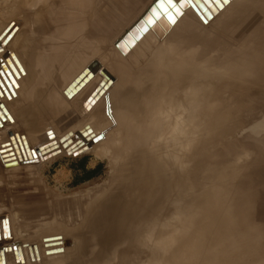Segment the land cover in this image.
Segmentation results:
<instances>
[{
  "label": "bare ground",
  "instance_id": "obj_1",
  "mask_svg": "<svg viewBox=\"0 0 264 264\" xmlns=\"http://www.w3.org/2000/svg\"><path fill=\"white\" fill-rule=\"evenodd\" d=\"M89 1L90 0H17L16 13L19 17L24 16L26 18L27 24L32 26L31 29H19L20 31L16 32L13 28L8 31L6 25L0 28V39L4 38L3 36H5L4 34L7 33V31L9 34L11 33L9 36L10 41L8 40L9 43L7 42L8 45L3 51L1 49L4 48L2 42H4L3 40H5L7 36L3 40H0V66L14 71L11 80H14L15 84L18 85L17 92L21 94L23 92L30 99V105L26 108L24 115L25 125L28 127L26 138L22 131H17L18 129L16 131L14 130V126L19 122V119L14 117L6 105H3V101L0 103V167L3 168V171L11 172L13 169L3 163L2 159L8 161L15 158L17 159V165L21 166L20 169L25 170L32 169L33 165L35 167L46 165V163L52 161L58 154H71L76 151L83 153L86 150H93L96 156L107 159L108 161V171L105 179L101 183H95L93 187L85 189L79 197L76 195L73 199L74 201L72 200L73 204L61 205L63 208H60V212L58 211L60 213L59 218L54 210L50 215V223L44 224V228H41V231L37 232L39 233L37 240L35 238L33 240L27 239V242L23 240V235H21L19 233L20 231L13 225V223H15L16 213L11 216L1 211L0 219L6 215L11 218L9 233L12 237L10 240H16L17 244L21 245L20 248L24 246L25 242L26 245H30L31 243V247L34 249L37 248V251L34 250L35 252L33 251V253H31V255L28 254V256L40 257L41 264H110L111 262V264H156L158 246L165 241V239L159 240L158 233L159 231L160 233L163 232V227L161 226L165 225L163 219L169 216V219L174 217L175 220L183 225L186 224V221L188 222L196 219L203 230H218L217 233L208 237L204 242L209 246L210 242L215 244L218 241H221V243L225 241L227 242L225 247L227 249L224 251L225 253L228 252V247L232 242L228 240L229 235L224 233L223 230L227 229H225L224 226H226V222L229 224V221L231 225H235L236 218L237 220H241L240 218L242 217L240 216H242V214L245 215V211L242 210L244 213L240 211L239 207L241 204H235L233 213H231L229 208L218 206V204H209L202 212V171L206 166L216 171L218 169L220 171L226 170L228 167L225 164L217 166L216 162L227 156L234 159V166H236V168H240L242 164L245 165L244 168L248 169L262 164L259 163L260 160L258 159L260 158L257 156L264 157V154L254 151L250 147L249 142L257 141L262 144V146L264 145V121L255 126L250 125L251 127L246 131L233 138H222L220 130H223L228 121L232 119V114L236 111V107H238L237 110H240L245 105L244 103L238 104L237 102H233V104L230 97H228V103H221L220 97L225 96L221 95L223 90H230L231 92L234 90V92L236 91L235 93H243L245 90L249 91V89H247L249 83L247 86L246 84L245 86H241L240 81L242 83L246 77L245 75L248 77V74L251 76L255 71L257 72V70H252L254 69L253 66L256 65L255 63L260 65L259 68L256 66L255 68L264 72V33H259L260 30L264 29V24H247L245 33L240 35H233L232 33L235 26L232 20L238 15L253 13L250 17V21L253 22L256 21L258 16L264 14V0H231L223 4L222 17L219 16L220 9L218 14H215L208 24V30L203 42V44H205H202L200 48L194 51H192V43L188 44L186 48L169 47L167 42L169 43L171 40L170 38H165L164 45L161 44L165 47H169L170 53L177 52L176 57L173 56L170 60L167 58L166 60L162 58L163 56L159 57L161 55H157L155 49L158 45L157 47L156 45L154 46L156 48H152V44L158 39L156 38L158 35V24L154 23L148 25V31L146 33L139 34L137 32L139 28L144 26V22L142 25L138 23V27L134 28L132 32H130L132 28L130 29V35L127 37L128 39L124 37V39L126 38L129 40L134 35L138 34L140 38L134 45H129L125 51L123 48L126 47L128 41H123V39L120 41L119 38V41L115 40L118 43L108 52V56V53L105 52V48H102V44L106 42L104 30L107 29L103 25L104 30H102V27L97 25V19L95 20L92 16L95 13L90 16V12L88 13V11H85V7L89 5L87 4ZM38 3L42 7L40 8L47 13L45 14L48 16L46 23L40 22V24H37L35 20L31 18L34 10L39 7ZM221 3L219 5H221ZM99 4L97 3V5ZM97 5L96 8L98 7ZM101 5H103V2ZM105 5L104 2V6ZM103 10L104 9H101L100 11ZM92 12L91 9V13ZM103 18L105 20V17ZM22 28H24V26ZM238 40L241 43L238 44V42H236ZM234 42H236V45L238 44L237 50L238 53H242H240L242 56L244 54L248 57L253 56V58H247L245 56L246 58L241 60L239 58L242 67L238 81L231 79L237 73L238 64H234L232 59H230L231 57L229 58L224 54L222 59H220V54L222 53L220 48L224 47L226 50L232 49V47H228ZM157 43L158 42H156V44ZM212 45L216 46L214 50L210 48ZM163 50H161V52ZM164 52L168 53L167 51ZM228 53L231 56L230 52ZM207 55L209 56L208 61L204 62L203 59ZM2 62L6 64V67ZM110 65L112 66L111 69L115 68V82L113 83V89H111L108 95L109 102L107 103H110L111 107L114 108L115 117H117L125 133L95 148L88 141L82 140V138L77 135L82 133L80 130L85 131L86 126H89L91 121L94 122V120L90 121V119V123L87 122L90 113L86 115L83 113L85 116L82 115L84 116L82 118L74 112V109H69L72 111L66 110L55 113L50 110L46 103L49 104L50 101L51 103L53 102L52 95L56 86H59L58 83L61 84L60 87H66L73 83L76 78L80 81L83 80V83H90L94 78H92V76H95L98 71L100 73V71H103L104 68ZM93 73L96 74L93 75ZM257 74L259 75V73ZM87 76H90L92 79H88ZM243 76L244 79H242ZM84 78L91 81L87 82L86 80L85 82ZM255 79L254 81H256ZM250 80L253 81V79ZM64 82H67L65 84L66 86ZM252 83L254 84V82ZM220 84H227V86H229L220 90V92H216V94H209L211 89ZM84 85L85 84H83V86ZM260 85H264V79L263 84L261 83ZM76 86L80 85L78 84ZM83 86L81 87H86ZM11 87L13 88V86ZM256 88H258L257 85ZM59 89L61 90V88ZM71 89H73L72 86ZM80 89H78V91L76 89L77 94L80 93ZM6 90H9V86ZM157 90H163L162 93L160 92L162 97H158V95L155 94ZM3 92L4 91H2V93ZM158 92L157 94H159ZM70 93H68V95ZM73 93L75 92L73 91ZM72 94L71 96H73ZM6 95H3L5 96L4 99L7 97ZM60 97H62L61 94ZM261 97L263 98L264 95L262 96L261 94ZM106 98L103 99L107 101ZM1 100L2 94L0 91V101ZM6 100L5 103L7 102ZM61 104H59V106L62 108ZM66 104H63V106L65 105L67 107ZM72 104H75V102H72L71 105ZM252 105L259 109H264V99L257 98L252 102ZM79 111L81 110L79 109ZM102 114L104 113L102 112ZM100 118L102 119V117ZM12 119L14 120L13 125ZM241 120L236 121L237 125H242L243 121ZM70 133H72V135L68 136ZM6 134L8 135L7 138H5ZM58 134H60L61 139H63L61 143H50L47 141ZM64 134L66 135L63 137ZM14 140L19 147L18 149L23 159L22 162L18 159L17 154H15L18 151H16L17 147L14 148ZM21 140H23V142ZM77 140H80V143L74 148H71L72 143ZM225 142L232 144L236 143L237 146L240 147L237 148L244 150L242 154H247L245 156L249 155L251 158V155L254 156L255 154V157H257L256 160H258L257 163L259 164L257 165L256 162H254L255 159L251 162H247L245 160L246 158H243L246 164L243 163V160L237 158L239 154L238 149L235 151L237 152L236 154H232L234 151L225 152L226 154L223 153L224 150L222 149L226 147L223 145ZM34 144H38L40 148L35 147ZM234 147L236 146H233V148ZM220 149L222 152H220ZM25 151H27L26 154ZM28 152H31V154ZM197 153H201L202 155L195 162L185 165L188 175L184 178L180 174V179L176 185L174 186L171 184L172 186H170L168 180L171 178L168 179L169 174L163 172L164 169H166L165 165L170 162L171 158L180 161L189 155ZM250 158L247 160H250ZM24 159H26V161ZM178 168L179 170L183 169V165H180ZM248 169L246 171H248ZM261 169L264 170V167L260 168L259 172H263ZM253 170L256 172L258 169L252 168V171ZM249 172L246 174H249ZM157 174L159 178H157ZM253 174L254 173H252V175ZM252 175H247L246 177L249 178L252 177ZM248 178V182H252L251 180L249 181ZM253 179L254 178H252V180ZM247 180L245 179L244 181L247 182ZM248 182L247 184H250ZM251 184H253V182ZM242 186L243 185H241V187ZM214 187H217V185L212 186V188ZM160 191L161 194L158 193ZM262 191L260 192L262 193ZM256 196V198H259V195ZM172 197L176 200L172 209H175V211L169 213L166 211L167 213L164 212L158 215L156 208L158 206H163L164 209L165 204H167ZM5 206L4 204V206H0V208L5 210ZM57 208L55 207V209ZM241 209H244L243 206ZM10 211L12 210L10 209ZM260 211L262 212L263 209L259 210L258 213H260ZM259 215L261 218H264V213ZM224 216L228 217L226 222L224 221L226 219ZM246 218L248 220V217ZM62 219L63 222L59 223ZM81 220L84 221V228L77 229L81 230L79 234L80 238H76L74 246L71 249L68 247L66 248L65 246L68 244L65 239L68 237L67 235L69 233L74 232L72 231L74 229L71 225ZM241 222L243 223V221H240V225L243 227L244 225L241 224ZM244 224L248 225L246 221ZM76 228L79 227L77 226ZM3 229L0 223L1 238L2 235H4ZM202 229L200 231H202ZM243 231L241 233H243ZM23 232L24 229H21L22 234ZM180 234L184 233L180 232ZM236 234L238 235V233ZM246 237L249 239L248 236ZM251 237L252 236H250L248 240L249 242ZM182 238L183 237L180 239ZM260 238L262 239V236H260ZM243 239L245 240L246 238ZM59 240L62 241V244L57 247H63V250L66 252L65 257L62 259L58 258L60 257V248L50 249L52 246L54 247L58 244L56 241ZM243 242L245 243L246 241ZM247 242L246 244L248 245L249 242ZM244 243L243 247L245 246ZM250 243L253 244V242ZM8 244L10 243L5 245ZM197 244L199 243L197 242ZM163 245H165V242ZM43 246L46 248L49 246L48 249L50 250L45 251L46 248H43ZM257 246L254 245L252 247L255 249ZM259 247L261 248V246ZM70 250L72 253H69ZM196 250L199 251L198 249ZM10 251L14 252L12 248ZM44 251L46 254H44ZM216 251L219 250L217 249L215 252ZM243 251H238V253L246 252L245 249ZM229 253H226L227 256L226 254L220 255L223 258H220V262L224 261L225 264L243 263L242 261H230L226 259V257L230 255H235L232 251ZM42 255L45 256L43 257ZM46 255L49 260H46ZM206 255H208L209 258L208 256H203L210 259V255ZM213 255L211 257H213ZM203 256L200 257L203 258ZM25 257L26 254L22 256L23 262L26 260L24 259ZM37 258H35V261H37ZM187 258L189 259L188 255L182 257L181 253L175 252L172 256L171 264H182ZM3 260L4 257L0 253V262ZM3 264H5V260Z\"/></svg>",
  "mask_w": 264,
  "mask_h": 264
},
{
  "label": "rangeland",
  "instance_id": "obj_2",
  "mask_svg": "<svg viewBox=\"0 0 264 264\" xmlns=\"http://www.w3.org/2000/svg\"><path fill=\"white\" fill-rule=\"evenodd\" d=\"M16 1L17 0H0V28H2V26L6 25V28L8 31H9V29L11 30V28H13L14 30H16V32L20 31L19 29H25V28L31 29L32 26H30V24L29 25L27 24L26 18L24 16L19 17V15L16 13V10H17V2ZM90 1L87 3L89 5H87L85 7V11H88V13L90 12L89 13L90 16L93 13H95L96 15L93 14L92 16L94 17L95 20L97 19L96 20L98 22L97 25L101 26L102 30H104V26L107 29V30H104V33L106 35V38H105L106 42L102 44V48L103 49L105 48L106 53L110 52V50L114 47V45L118 43L116 41H119L118 40L119 38H120V41L123 39V41L126 40V42H127L128 41L127 37L130 35V32H132L134 30V28L138 27V23H139V25L143 24V22L145 21V18L148 17V15L151 12V9L155 6V3H156V0H103V1H101V0H90ZM99 1H100V4H99ZM228 1H231V0H228ZM102 2H103V5H101ZM104 2L106 4L105 5L106 7L104 6ZM94 3H96V4H94ZM97 3L99 5H97ZM223 4H225V2L221 3V5H218L217 7L212 9L211 12L209 13L210 15H208L207 19H205V20L192 7L186 8L187 11H186V9H184L183 15L177 18V21L175 24H170L165 17L161 16L155 22V24H158V29H157L158 35L157 36H156V32H155V36L158 39H156L154 41L155 43L152 42L153 43L152 48L154 49L158 45V47L155 49L156 50L155 52L157 53V55H161L159 57L163 56L162 58H164V59L167 58L168 60H170V58H172L173 56L176 57V55H177V52H174V53L169 52L168 48L170 46L173 48L174 47L186 48L188 46V44L192 43L193 44L192 45V51L196 50L197 48H200V46L204 42V39L206 36L205 34L208 30V24L211 22V19L215 16V14L216 15L218 14V11L220 9L221 10H220L219 16L222 17V9L224 8ZM96 5L98 6L97 7L98 9L96 8ZM14 6L16 9L14 8ZM38 6L39 7L36 10H34L31 18L33 20H35V22L37 24L38 23L40 24V22L46 23L48 20V16L45 14H47V13H45V11H43L41 9L42 7H41V5H39V3H38ZM101 6H104L105 8L101 7ZM87 7H89V8H87ZM91 9L93 11L92 13H91ZM101 9L105 10L106 16L104 14V10L100 11ZM96 11H98L99 13ZM251 14H253V13L240 14L235 19L232 20V22L235 23V26H234L233 31H232L233 35H240V34L245 33L246 28H247V24H253V25H259L260 23L264 24V14L258 16L256 21H253V22L250 21ZM98 16H99V18H98ZM103 17H105V20ZM208 17H210V18H208ZM12 18H16V19H12ZM22 18H23V20H22ZM136 22H137V24H136ZM102 23H104V24H102ZM26 24H27V26H26ZM194 24H196V25H194ZM23 26H24V28H22ZM14 27H16V28H14ZM161 27H162V31H161ZM130 29H131V31H130ZM8 31H7V33H8ZM7 33L4 34L5 36H3L4 38L7 36L5 40H3L4 38L0 39V40L4 41V42H2L3 47H4V48H1L2 51H3V49H5L7 47V45H8L7 42L9 43V41H10L9 36L11 33L10 34L9 33L7 34ZM259 33L263 34L264 29L260 30ZM124 37H126L127 39L126 38L124 39ZM165 38H170V40H171V42H169V43L167 42V45L169 44L168 45L169 47L163 46L165 43L164 42ZM156 42H158V43L156 44ZM236 42H238V44L241 43V42H239V40ZM236 42H234L235 44L232 43L228 47V48L232 47V49L230 48L229 50L228 49L226 50V48H224V47L220 48L222 50V53L220 54V57H221L220 59H222V56L224 54L225 56H227L229 58L231 57L230 59H232L234 64L235 63L238 64L237 73L234 77L231 78L234 81H238V79H239V73H240V70L242 67L240 60L244 59L246 57L247 58H253V56L248 57L244 53H243L244 55L242 56L241 52H240L241 54L238 53V50H237L238 44L236 45ZM233 44L236 46H234ZM155 45H156V47H154ZM126 46L127 47L129 46L128 43H126ZM161 46H162V48H161ZM163 47H165L167 50ZM210 48H212L214 50L216 48V46L212 45ZM123 49L125 50V48H123ZM159 49H160V51H159ZM163 49H165V50H163ZM161 50H163V51L161 52ZM164 51H167L168 53H166ZM228 52H230L231 56L229 55ZM108 56H109V53H108ZM164 56H166V57H164ZM208 58H209V56L207 55L203 59V61L204 62L208 61ZM239 58H240V60H239ZM255 64L256 65L253 64L254 69H252V70H257V72L255 71L254 74L251 75L252 77L248 74V77H247V75H245L247 78L245 77V79H244V76H243L242 79H244L245 81L243 80L244 82L242 81V83L240 81L241 86H245V84L247 86L248 83L250 84V85L248 84V86H247L248 87L247 89H249V91L245 90L243 93H238V92L235 93L236 91L234 92V90H232V92H233L232 93L230 90H223V92H221V95H225L223 97H220L221 103H228L229 102L228 97H230L232 99V101H231L232 103L233 102H235V103L237 102L238 104L244 103V105H245L240 110L239 109L237 110L238 107H236V109H235L236 111H234L232 114V119L228 121V123L226 124V127L223 130L222 129L220 130L221 136L224 139L233 138V137L239 135L240 133L246 131L252 125L255 126L258 123H261L264 121V109L263 108L259 109V108L252 105V102L255 99H257V98L264 99V97L263 98L261 97V94H262V96L264 95V87H263L264 85H260L261 83L263 84L264 72L262 70L259 71L258 68L260 67V65H257V63H255ZM3 65L5 66L6 64L3 63ZM255 66L258 68H255ZM111 68H112V66L110 65L107 68H105V70H106L105 72L100 71V73H99V71H98L97 74L95 73L96 75L93 73V75H95V76L91 75L92 78L94 77L93 79L90 76H87L88 79L91 78L93 81L87 80V78H84L85 82L87 80V82L91 81L90 83L89 82L83 83L84 82L83 80L80 81L77 78L69 86H66L65 84L67 82H64V85L66 87H64L63 85H62L63 87H60L61 84L58 83L59 86H56L54 93L52 95L53 105H52L51 101L49 104L46 103L49 106L50 110L55 112V113H57L58 111H66V110L72 111L69 109H74V112L77 113L81 118L84 117L87 113H90L88 115L89 117L87 119V122L90 123L91 120H94L95 123L93 121H91L90 125L88 126L89 129L83 131L80 135L79 134H77V135L80 138H82V140L88 141L95 148L106 143V142H108V141H110V140H112L113 138L120 136V135L125 133L123 127H121L120 122L117 120V117H115L116 114L114 113L115 112L114 108L111 107L110 103H107V102H109V100H108L109 96L108 95H109L111 89H113V87H114L113 83L115 82V78H114L115 68L114 69H111ZM6 69H8V68H6ZM257 73H259V75ZM255 76H256V79H255ZM105 77H108V79L113 78L112 83L109 84L104 89V92L96 94V95H94V97H92L91 95L96 90L97 86L99 85V82H101ZM8 79L9 78L6 76H0V91L2 94V100L0 101V103H2V101H3V103H4L3 105H6L9 109V111L12 112L14 117L19 119L20 123L19 122L16 123V125L14 126V130L16 131L18 129L17 131H22V133L25 134V138H26V135L28 134V127H27V125H25L24 115H25L26 108L30 105V99L23 92H22V94L17 92L18 87L16 86V84H10ZM242 79H240V80H242ZM250 79H253V81ZM254 79L256 81H254ZM76 81H77V83H76ZM78 82H80L82 85ZM252 82H254V84ZM78 84L80 86H76ZM83 84H85L84 86H86V87H84ZM6 85L9 86V90H6V89H8V86H6ZM14 85H15V87H14ZM256 85L258 88H256ZM11 86H13V88ZM71 86L75 90L71 89ZM81 86H83L84 88H82ZM228 86H227V84L226 85L220 84V85L216 86L215 88L211 89L209 91V94H212V95L216 94V92H220V90H222ZM2 88H3V90H2ZM59 88H61L62 91ZM66 88H67V90H66ZM76 89H77V91H78V89H80V93L78 92L79 94L76 93ZM2 91H4L5 93L4 92L2 93ZM70 91H71V93H70ZM73 91L75 93H73ZM149 91H151V90H149ZM162 91L163 90H157L155 92V94L158 95V97H160ZM67 92L70 94L68 95ZM157 92L159 94H157ZM10 93H12V94H10ZM58 93H60L62 97H60V94H58ZM18 94L19 95L21 94V95L19 96ZM71 94L74 96V98H73V96H71ZM230 94H231V96H230ZM3 95H6L7 97L4 99L5 96H3ZM16 95H18V96H16ZM56 96H58V97H56ZM23 97H25V98H23ZM103 98H106L107 101L104 100ZM62 99H63V102H62ZM70 99H71V101H70ZM251 99H252V101H251ZM5 100L7 101L6 103H5ZM101 100H102V102H101ZM60 101L62 102V104ZM72 102L73 103L75 102V104H72L73 106L71 105ZM66 103H68V104H66ZM101 103H102V105H101ZM59 104L62 105L63 109L61 108V106H59ZM63 104L67 105V107L64 105L66 109L64 108ZM103 104H104V106H103ZM82 105H83V107H82ZM93 106H95V107H93ZM107 106H108V108H107ZM58 108H60V109H58ZM84 108H86V109H84ZM8 109H7V111H8ZM31 109H34V108H31ZM79 109L81 111H79ZM91 109H93L94 111ZM9 111H8V113H9ZM102 112L104 114H102ZM82 115H84V116H82ZM100 117H102V119ZM89 119H90V121H89ZM22 120H24V121H22ZM95 120H97V121H95ZM240 120L243 121L242 125H237L236 121H240ZM12 121H13L12 122V125H13L14 120L12 119ZM246 122H248V123H246ZM50 130H52V129H50ZM225 130H227L228 132ZM85 132H88V134H86ZM65 135L66 134H64L63 137ZM98 136L102 137V138L97 139ZM7 137H8V135L6 134L5 138H7ZM21 141L23 142V140H21ZM47 141L50 143H53V142L61 143V141H63V139H61V135L58 134L57 136H54V137L48 139ZM14 142H15L13 144L14 148L17 147L16 151L19 152V153L18 152L15 153V154H17L18 159L22 162L23 159L20 155V150L18 149L19 147L17 146V143L15 140H14ZM233 144L225 142L223 145H224V147L226 146L227 149H226V147L224 149H222V150H224L223 153L234 151L232 154H236L237 152H235V151H236V149H238L239 151L238 150L237 151L239 152L240 155L238 154L237 158L243 160L242 161L243 163H245L246 161L251 162V161H253V159H255L254 162H256L257 165L259 163H262V164L258 165L259 168H258V166L249 168L251 170H249L248 168H244L245 165H243V164L240 165V168L239 167L236 168V166H234V159L227 156V157L223 158L222 160L216 162L217 166L225 164L228 167L226 170L220 171L218 169L216 171L215 169L210 168L209 166H206L205 168H203L202 186H201V190L203 189V196L201 199V204H202L201 210L203 212L204 209L209 204H218V206H222L224 208H229L231 213H233L234 212L233 209L235 207V204H241L239 207L240 211L242 213H244L243 211H245V213H244L245 215H243L241 213L242 216H240V217H242L240 219L243 221V223L241 222V224L244 225L243 227H242V225H240L241 220H237V218H236L235 225H231L230 221H229V224H230L229 225L226 222L228 217L224 216L226 218L224 220L226 222V226H224V228L225 229L227 228L226 229L227 231L226 230H223V231H224V233H227L229 235L228 236L229 239L227 237L226 238L228 240H231V242H232V244L228 247L229 251L226 253H229L232 251V253L234 252L235 255H230V256L226 257L227 254L225 253L224 250L227 249V248H225L227 242L224 241L225 239L223 240L225 243L223 241H222L223 243H221V241H218L215 239L216 241H218L217 243L214 244L213 242H210L209 246H208V244L206 245V243L204 241H206V239L208 237H210L211 235H214L215 233H217L218 230L205 231L201 228L200 224L196 221V219H193L192 221H188V222L186 221V224L183 225V224H180L179 221L175 220L174 217H172V219L171 218L169 219V216H168L166 218L164 217V219H163V221H164L163 223L165 225H161L163 227L162 228L163 232L160 233V231H159V233H158L159 240L165 239V241H164L165 245H163L164 242H162L158 246V252H157L158 256H157L156 264H171L172 263L171 259H172L173 254H175V252L181 253L182 257H184V255L189 256V259L188 258L185 259L184 262H182V264H202V263L203 264L204 263H206V264L207 263L208 264H212V263H214V264H218V263L219 264H221V263L225 264L224 261L220 262L221 261L220 258H222L221 256L225 255V254H226V256H225L226 259H228L230 261H242L244 264H264V249H263L264 248V218H261V216L259 215V214L264 213V207H263L264 206V184H263V182H264V180H263L264 179V170L261 169V171H263V172H259L260 168L264 167L263 166L264 165L263 164V158L264 157H262V156L259 157V156H257V153H256V156L258 158H260V159H258V160H260L259 163H257L258 160H256L257 157H255V154H254L255 152L253 153L254 156L251 155V158H250L249 155L245 156L247 154H242V151H244V150H240L239 149L240 147L237 146L236 143H233ZM249 145L254 151H257L261 154H264V145L262 146V144H260L257 141H251V142H249ZM34 146L37 148H40V146L38 144H34ZM233 146H236V147L233 148ZM237 147H239V148H237ZM222 150L220 152H222ZM22 152H23V150H22ZM26 153H27V151H25V154ZM29 154H31V152ZM201 155H202L201 153L189 155L180 161L175 160V158L174 159L171 158L170 162L167 165H165L166 169H164V171H163V172H167L169 174L168 179L171 178L170 180H168V183L170 184V186L176 185V183L180 179V174L182 175V177L185 178L188 175V172L185 168V165L195 162ZM248 157L250 158V160H247V159H249ZM243 158H246L245 159L246 161H244ZM2 160H3V163L7 164L9 168L13 169V171H11V172L3 171V168L0 167V170L2 171V172L0 171V206H4V204L6 205L4 207L5 210L0 208V212L3 211V212H5V214H7V215L10 214L11 216H13L14 213H16V219L14 220L15 223H13V225L18 229V231H20L19 233L21 235H23L22 239L26 240V242H27V239L33 240L35 238L37 240V237H39V233H37V232L41 231V228H44V224L50 223V220H49L50 215L54 210L57 213V217L59 218L60 208H63L64 204H73V201H74L73 199L75 198L76 195H77V197H79V195H82V193L88 187H93V185L95 183L96 184L101 183L105 179V176H106L107 171H108L107 159H104L101 157L99 158L98 156H96L94 154L93 150H88V151L86 150L85 152L78 153L77 155L75 153H71V154L66 153V154H60V155L58 154V156H56L52 161H50L51 163L49 162V163H46V165L37 166L38 168L33 165L32 169H25V170L20 169L21 166L17 165V159H15V158L8 160V161H6L5 159H2ZM24 160L26 161V159H24ZM180 165H183V169L179 170L178 167ZM260 165H261V167H260ZM252 168L253 169L257 168L258 170H256V172H255V170H253L254 171L253 172ZM93 169L95 171L93 174H91V170H93ZM247 169H248V171H246ZM168 170H169V172H168ZM205 170H207V171H205ZM247 172H249V174H246ZM167 173H165V174H167ZM252 173H254L253 174L254 176L252 175ZM1 174H2V176H1ZM247 175L248 176L252 175V177L248 178V177H246ZM157 178H159L158 174H157ZM247 178L249 179V181L251 180L253 182V184H251L252 182H248ZM252 178H254L256 180H254V179L252 180ZM245 179L250 184H247V182L244 181ZM243 183L244 184L246 183L247 185L246 184L244 185ZM240 184L243 186L241 187ZM213 185H217V187L212 188ZM260 191H262V193ZM158 193L161 194V191ZM159 194H157V195H159ZM256 195H259L258 196L259 198H256L257 197ZM175 201L176 200L174 199V197H172L170 199V201L167 202V204H165L164 209H163V206H161V207L158 206L156 208L158 215H161V213H164V212L169 213V212L175 211V209L172 210L174 207ZM54 205L56 208L57 207L58 208L55 209ZM61 205H63V206H61ZM242 206L244 209H241ZM254 206H255V208H254ZM10 209L12 211H10ZM262 209H263V211L262 212L260 211V213H258V211L262 210ZM248 211H250V212H248ZM253 211H254V213H253ZM256 211H257V213H256ZM251 213H253V214H251ZM248 214H250V215H248ZM7 215L5 217H3L2 219H0L2 229L4 228V222L5 221L8 222L7 234L5 233V231L3 229V234L5 236L2 235V238L0 236V238H1L0 239V253L4 257L5 264H23V263L24 264H41V261L39 259L40 257L37 258V257L28 256V254L31 255V253H33L34 250L37 251V248L34 249L31 247V243H30V245H26V242H25L24 246L22 248H20L21 245H18L16 240L15 241L10 240L12 237V235L9 233L10 232V230H9L10 226L9 225H10L11 218H9L10 216H7ZM244 216L248 217V220L246 217H245L246 219L243 218ZM252 216H254V217H252ZM4 219H5V221H4ZM231 219H233V218H231ZM244 219L248 223L249 226L245 225L246 223L244 224V222H245ZM249 219H250V221H249ZM61 222H63V219L59 223H61ZM67 225H70V224H67ZM71 226L74 229V230H72L74 232L69 233L67 235L68 237L65 239L66 243L68 244L65 247L66 248L68 247L69 249H71L74 246L76 238H80L79 234L81 233V230H77V229L84 228V221L83 220L78 221L76 224H72ZM77 226L79 228H76ZM21 229H24L23 234L21 233ZM201 229H202V231H200ZM242 231H243V233H241ZM249 231H251V232H249ZM180 232L184 233L185 236H184V234H180ZM236 233H238V235ZM244 233L247 235H245ZM1 234L2 233L0 232V235ZM246 236H248L249 239H250V236L253 237V238L251 237V240H250V242H253V244L248 241L249 239H247ZM260 236H262V239L260 238ZM181 237H183V238L180 239ZM240 238H241V240H240ZM243 238H246L247 240L246 239L244 240ZM258 238H259L261 243L259 242ZM232 239H233V241H232ZM7 240H9V241H7ZM1 241H2V243H1ZM243 241H246V242L248 241L249 246L246 244V242L244 243ZM56 242H58V244H56L54 247L52 246L50 249L60 248L57 246L62 244L61 243L62 241L59 240ZM197 242L199 244H197ZM7 243H10V244L5 245ZM241 243H242V245H241ZM243 243L247 247H245V246L243 247ZM203 244H204V246H203ZM238 244H239V246H238ZM254 245H256V246L258 245V246L255 247V249H254L252 247ZM259 246H261V248ZM48 247L46 248L43 246V248H46L45 251L50 250V249H48ZM230 247H231V249H230ZM11 248L14 250V252L10 251ZM210 248H211V250H210ZM60 249H61L59 252L60 257H58V258L62 259L65 257L66 252H65V250H63V247H61ZM196 249H198L199 251H197ZM217 249L219 251L215 252V250H217ZM242 249L243 250L245 249L246 252L245 253H238V251L239 252L243 251ZM250 249L252 250V252ZM45 251H44V254H46ZM205 251H207V252H205ZM11 252L13 253V255ZM69 253H72V251L70 250ZM69 253H68V255H69ZM197 253H198V255H197ZM25 254H26V257L24 259H26V260H25V262H23L22 256ZM206 254L210 255V259H208L209 256ZM203 255L205 257L208 256V258H205ZM212 255H213V257H211ZM42 256L44 257L45 255H42ZM200 256L201 257L203 256L204 259L201 258ZM29 257H30V259H29ZM20 258H22V259H20ZM35 258H37V261H35ZM4 260L2 262H0V264H3ZM46 260H49L47 258V255H46Z\"/></svg>",
  "mask_w": 264,
  "mask_h": 264
},
{
  "label": "snow or ice",
  "instance_id": "obj_3",
  "mask_svg": "<svg viewBox=\"0 0 264 264\" xmlns=\"http://www.w3.org/2000/svg\"><path fill=\"white\" fill-rule=\"evenodd\" d=\"M225 3L228 0H224ZM203 4L209 5L211 7L210 0H203ZM187 7H192L194 9L201 7V0H156L155 6L151 9L150 14L144 21V26L139 28L137 32L139 34L146 33L148 31V25H152L159 19L161 16L165 17L170 24H175L177 18L183 15V11ZM140 36L134 35L131 39L128 40V45H134ZM127 46L125 47V51ZM14 74L12 69H6L0 66V76H6L9 78L10 84H15L14 80H11V76ZM18 87V85H16ZM51 135V133H50ZM102 137H97L101 139ZM4 231L7 234L8 232V222H4Z\"/></svg>",
  "mask_w": 264,
  "mask_h": 264
},
{
  "label": "water",
  "instance_id": "obj_4",
  "mask_svg": "<svg viewBox=\"0 0 264 264\" xmlns=\"http://www.w3.org/2000/svg\"><path fill=\"white\" fill-rule=\"evenodd\" d=\"M223 0H210L211 3V7H209V5H205L203 4V0H201V7L196 8L195 10L199 13V15L204 18L207 19V16L209 15V13L211 12L212 9H214L215 7H217ZM104 72L106 71L105 68L103 70ZM113 78L108 79V77H105L97 86L96 90L92 93L91 96L94 97V95L102 93L103 90L112 83ZM86 130L89 129L88 126H86L85 128ZM81 132H83V130H80ZM86 134H88V132H85ZM72 133H70L68 136H71ZM67 136V137H68ZM65 140V139H64ZM80 143V140H77L76 142L72 143L71 148H74L77 144ZM79 152H75V154L77 155Z\"/></svg>",
  "mask_w": 264,
  "mask_h": 264
},
{
  "label": "trees",
  "instance_id": "obj_5",
  "mask_svg": "<svg viewBox=\"0 0 264 264\" xmlns=\"http://www.w3.org/2000/svg\"><path fill=\"white\" fill-rule=\"evenodd\" d=\"M94 171H95L94 169H93V170H91V174H93V173H94Z\"/></svg>",
  "mask_w": 264,
  "mask_h": 264
}]
</instances>
